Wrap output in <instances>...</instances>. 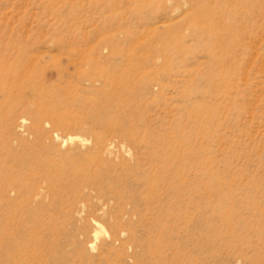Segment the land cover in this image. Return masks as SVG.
<instances>
[{"label":"rangeland","instance_id":"rangeland-1","mask_svg":"<svg viewBox=\"0 0 264 264\" xmlns=\"http://www.w3.org/2000/svg\"><path fill=\"white\" fill-rule=\"evenodd\" d=\"M0 264H264V0H0Z\"/></svg>","mask_w":264,"mask_h":264}]
</instances>
